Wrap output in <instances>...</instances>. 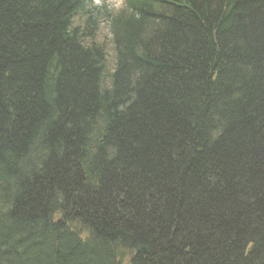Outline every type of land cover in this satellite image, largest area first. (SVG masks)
<instances>
[{
  "label": "trees",
  "instance_id": "trees-1",
  "mask_svg": "<svg viewBox=\"0 0 264 264\" xmlns=\"http://www.w3.org/2000/svg\"><path fill=\"white\" fill-rule=\"evenodd\" d=\"M0 264H264V0H0Z\"/></svg>",
  "mask_w": 264,
  "mask_h": 264
},
{
  "label": "rangeland",
  "instance_id": "rangeland-1",
  "mask_svg": "<svg viewBox=\"0 0 264 264\" xmlns=\"http://www.w3.org/2000/svg\"><path fill=\"white\" fill-rule=\"evenodd\" d=\"M108 1L115 3V2H118L120 0H108ZM93 2H94V4L97 5V3L100 2V0H93ZM109 37H110V34H109L108 24L107 23H101L99 26V31H98L95 39L96 40H101V39H108L109 40ZM107 54H108V59L112 60L113 59V52L111 50L110 43L107 45Z\"/></svg>",
  "mask_w": 264,
  "mask_h": 264
}]
</instances>
